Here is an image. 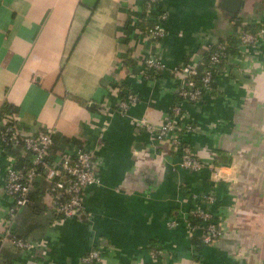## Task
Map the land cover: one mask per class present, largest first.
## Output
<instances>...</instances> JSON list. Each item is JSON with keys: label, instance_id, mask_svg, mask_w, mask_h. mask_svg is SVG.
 <instances>
[{"label": "crops", "instance_id": "obj_1", "mask_svg": "<svg viewBox=\"0 0 264 264\" xmlns=\"http://www.w3.org/2000/svg\"><path fill=\"white\" fill-rule=\"evenodd\" d=\"M222 1L159 0L167 20L157 43L142 33L150 24L143 0L0 2V113L24 132L52 130L53 156L90 151L100 181L85 188L77 216L57 218L54 194L39 174L29 202L9 215L5 168L23 159L0 149L5 264H79L95 245L102 248L98 264H264V37L237 45L211 91L183 106L194 128L186 139L205 164L201 173L179 170L176 148L137 122L144 116L161 124L179 100L182 80L170 72L144 78V57L157 56L168 67L202 66L212 43L264 22V0H241L233 16ZM127 91L138 101L121 113L117 102ZM214 168L226 177L212 184ZM210 190L222 235L201 247L183 224L166 222L188 210L190 192ZM7 227L31 247L19 250L2 239ZM153 249L160 254L152 256Z\"/></svg>", "mask_w": 264, "mask_h": 264}, {"label": "built area", "instance_id": "obj_2", "mask_svg": "<svg viewBox=\"0 0 264 264\" xmlns=\"http://www.w3.org/2000/svg\"><path fill=\"white\" fill-rule=\"evenodd\" d=\"M2 0H0L1 2ZM159 0H143V20L150 21L142 30L143 35L153 43L159 42L165 36L164 24L167 12L157 8ZM241 45L257 44L264 37V22L255 31L240 30L237 32ZM209 54L204 68L199 71L190 65H176L168 67L157 56L148 55L142 60V76L149 78L164 72L178 73L182 80L177 87L178 101L171 104L165 120L159 125H153L142 116L137 122L141 128L157 140H168L178 151L177 168L188 174H199L205 167L203 161L194 153L186 136L193 131V125L185 120L184 104H193L200 101L212 89L211 83L215 80L219 67L228 58L226 43L215 42L209 47ZM138 101V96L130 91L123 94L117 102V110L121 113ZM52 130L43 133L24 132L14 118L0 113V149L14 150L22 157L21 166L14 162L5 168L4 191L11 199L8 214H15L29 202L34 179L43 174L50 190L54 194L53 213L57 218L77 216L83 209L85 188L99 184L93 165L92 154L83 147H78L71 153L53 156L54 145ZM220 168H214L209 175V181L214 184L225 179ZM186 180L181 186L186 187ZM192 205L177 218H170L166 225L175 228L183 224L190 238L197 237L199 246H207L222 235L214 207L216 195L210 191L190 192ZM196 220V222H193ZM19 250H27L31 242L18 237L7 227L1 235ZM199 252L195 251L196 256ZM160 254V250H151V255ZM199 258V257H198ZM102 259V248L92 246L80 258L79 264H98ZM0 264H5L0 259ZM190 264H201L200 260Z\"/></svg>", "mask_w": 264, "mask_h": 264}, {"label": "trees", "instance_id": "obj_3", "mask_svg": "<svg viewBox=\"0 0 264 264\" xmlns=\"http://www.w3.org/2000/svg\"><path fill=\"white\" fill-rule=\"evenodd\" d=\"M234 27H235L234 30H236L239 26H236L235 25ZM259 27H260V24L253 25V26L243 25V27H242L241 30L255 31ZM217 42H224V43H226V51L228 53V56L231 55V54H233V53H235L238 50L237 47H236L237 45L238 46L241 45L240 39L237 36V31H235V34H231V35L227 36V38L222 39V40H219ZM208 54H209V49L207 50L206 56H205V58L202 61V66L196 67L199 71H201L204 68L205 63H206V60H207V57H208ZM214 74L216 75V72ZM213 85H214V82L211 83V86H213ZM121 97H123V94H120V98ZM22 162H23V160H22ZM22 162L20 164H17V165L18 166H21ZM193 222H196V220H193Z\"/></svg>", "mask_w": 264, "mask_h": 264}, {"label": "water", "instance_id": "obj_4", "mask_svg": "<svg viewBox=\"0 0 264 264\" xmlns=\"http://www.w3.org/2000/svg\"><path fill=\"white\" fill-rule=\"evenodd\" d=\"M225 1H226V0H223V1H222V3H221L222 7L225 8V9H227V10L229 11V14H230L231 16H233V15L235 14V12L238 10L239 5L241 4V0H236V1H235V4H234L233 6L226 5V4H225Z\"/></svg>", "mask_w": 264, "mask_h": 264}]
</instances>
